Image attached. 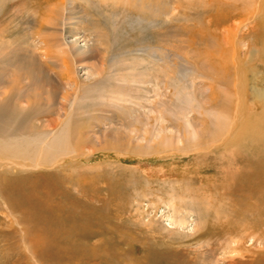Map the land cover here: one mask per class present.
Wrapping results in <instances>:
<instances>
[{"label": "rangeland", "instance_id": "rangeland-1", "mask_svg": "<svg viewBox=\"0 0 264 264\" xmlns=\"http://www.w3.org/2000/svg\"><path fill=\"white\" fill-rule=\"evenodd\" d=\"M59 1L0 0V92L8 94L18 78L29 95L21 109L35 94L39 98L25 119L18 110L0 123L71 121L87 131L83 137L108 147L95 152L105 155L92 165L93 173L112 180L94 185L102 189L88 201L89 210L118 216L129 233L73 238L77 247L44 253V262L32 260L19 235L0 236V264H260L264 220L257 223L239 197L229 196L237 195L230 185L224 188L228 172L251 169L242 158L253 152H239V139L224 140L227 132L244 138L256 123L264 125V9L255 10L264 0H63L68 20L60 22V10V23L52 26L55 14L48 9ZM57 40L65 41L66 54ZM72 44L86 51L82 61L72 55ZM224 52H234V61ZM63 59L78 61L72 73L78 91L66 78ZM74 95L65 122L63 99Z\"/></svg>", "mask_w": 264, "mask_h": 264}, {"label": "bare ground", "instance_id": "bare-ground-1", "mask_svg": "<svg viewBox=\"0 0 264 264\" xmlns=\"http://www.w3.org/2000/svg\"><path fill=\"white\" fill-rule=\"evenodd\" d=\"M218 1L219 0H212V2L215 4H217ZM65 8L66 6H65L64 1L60 0L59 2H57L56 9L54 10L48 9L50 10L51 13L55 14L53 18H50L51 15L50 16L48 15L49 18L51 19V20L49 19L50 22L48 23H50L52 26H57L58 25L57 23L63 22V20L67 21L68 19H66L67 16H66ZM263 9H264V6H262V4H259L257 9L255 10L259 11ZM60 10H62V13H61L62 20L58 22L60 19L59 18ZM57 12L59 13L57 14ZM40 27H42V25ZM61 28L62 27H60V30H59L60 33L62 32ZM50 32L52 33V31ZM53 33H55V31ZM43 34L45 35L46 33H43ZM38 41H42V40L38 39ZM62 45L63 46L66 45L65 41L57 40L56 46L66 54V52L62 49ZM37 46H40V45H37ZM69 46L70 48L75 49V53L72 55L75 56L76 59H79L82 61L83 57L85 56L86 51L78 49L76 45H73V44ZM234 52L233 53L224 52L223 54H225V60L231 59L234 61V58H235ZM44 56L47 58L50 56V54L44 53ZM47 59H50V58H47ZM72 61H73L72 63H69L70 61L68 62L64 60L63 63L61 62L59 63L63 65L65 69L64 73L66 75V78L69 80L70 85L73 86L74 89H76V91H78L80 88L78 87L77 83L74 81L72 77V73L73 72L75 73V70H76L75 66L77 65L78 61H75V62L74 60ZM44 63H47V62H43V64ZM50 63L52 62L50 61ZM56 64H52V65L56 66ZM34 65L36 64H33V66ZM9 85H10V88H9L8 94L6 93L2 95L0 92V95L3 96L0 99V119H4L5 117H7L8 115H11L12 113L16 114L17 111L19 110L17 114L20 113V116L19 115L18 116L21 117V120H22L27 117L28 113H30L32 109L33 110L38 109L39 98L37 94H35L32 97L33 102L30 104L31 106L27 105V108L24 106L25 109L20 108L24 102V99L29 98L28 91L26 92L24 90V88H26V84L24 83V80L15 78L12 81H10ZM32 85L33 86L31 87L35 89V92H36V90H38V85H35V82ZM15 92L21 95L20 98H17L15 100L16 102L13 99L14 97L13 94ZM63 100L66 103L65 110H64L65 113H66L67 105L69 108L68 113L67 114L64 113L62 117L64 118V121L67 122L68 119L70 120V114L73 111V108L76 104L75 102L77 100V95H74L72 99L70 100L68 99H63ZM15 116L17 117V115ZM219 118L220 117H217V119ZM222 120L224 119L222 118ZM261 125L262 123H256L255 125H253L251 129H248L244 138L235 137L233 135H230L229 137L228 136L229 132L226 131L227 136H226V140H224L225 142H228L231 138L230 144H233L234 142L235 143L237 142L236 139H239L240 142H237L238 145H235V146H238L237 150L239 152L245 151L248 148H249V151L253 152L251 153L250 157L245 158L244 156L245 154H244L243 155L244 157L242 158V161H245V166L251 165V169L247 171H245L244 169L243 171L239 173L228 172L227 184L224 185V188H226L227 191L230 188H232V190H229V192H235L237 195H229V196L233 198L239 197L240 198L239 203H241V206L248 208L250 211H252L253 215H255L254 218L256 220L260 219L256 221L259 224L262 222L261 220H264V125L262 126ZM73 126L71 125V121L69 123L62 122L60 124H56V123H37V124L36 123H31V124L30 123H17L16 125H12L9 123H0V226L2 225L6 226L9 229V230H5V229L0 228V236H2L3 239H7L12 234L19 235L22 238L23 243L25 244L24 246L27 248L28 253L29 252L31 253L30 257L32 258V260H34V257L37 256L36 258L41 257L42 262H44L42 256H45L46 254H49L51 252H64L66 248L70 249L73 247H77L78 242L75 240V243H74L72 241L73 238L76 239V238L82 237L84 239L90 240L93 238L95 239L99 235L110 238L113 236L117 237L127 232L126 229L122 227V225L120 224L121 221L119 222L118 216H115V217L112 216L113 218H111L105 213V211H103L102 208L95 209V210H92V209L89 210L91 202L89 203L88 201H90L91 199L94 200V198L97 197L99 190L102 189V188L97 189L94 185L97 186V184L102 183L103 180H112V179L106 178L108 176H104L103 174H102L103 175L102 177H105V178H101L100 176H97V173H93V171H96L97 166L92 165L93 158H95L97 155H98V158L100 156L105 155L103 152H102L103 154L102 153L97 154L95 152H98V151L100 152L101 150L105 151L108 147L104 148L101 142H98V141L93 142L92 138L90 137H87V136L86 138L83 137V135L87 134L86 133L87 131L84 134H82V132H80L79 129L74 128ZM222 126H223V123H222ZM91 133L97 134L95 130H92ZM131 139L128 141L130 145L133 144ZM243 145L244 146L246 145V147H244ZM88 147H92L93 151L90 152V149ZM116 152L118 156H124L123 150L121 151V149H116ZM132 152L135 153V151H132ZM65 158H68V159H65ZM229 164H231V162H229L228 165ZM224 170L225 169H223V171ZM107 185L111 187L109 184ZM229 185H230V188H229ZM112 186L114 187V185ZM121 186L122 184H119V188H121ZM19 190H22V191L19 192ZM110 190L111 192H114L115 188L110 189ZM74 191L78 192L79 196L74 197L73 195ZM247 212L249 213V211ZM235 214H238V213H235ZM242 214L243 212L241 213V216ZM244 215L242 216V218L247 217ZM238 218L240 220L239 216ZM253 222L255 223V221ZM241 224H244V223L241 222ZM128 233L129 232H127L126 235ZM130 235H132V233ZM213 236H215V234ZM262 240L264 241V239ZM12 247L13 246L11 245L8 246L9 250L12 249ZM261 254H262L261 258L263 259L260 264H264V251L261 252ZM26 256L25 254L22 256L23 258L22 260H25L23 262H26L27 260ZM77 264H79L78 261H77Z\"/></svg>", "mask_w": 264, "mask_h": 264}]
</instances>
